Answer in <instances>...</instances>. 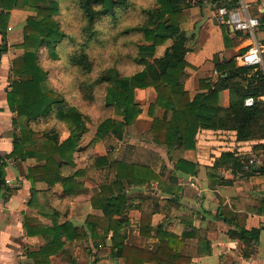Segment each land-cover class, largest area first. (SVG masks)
<instances>
[{
    "label": "crops",
    "instance_id": "0c3cea01",
    "mask_svg": "<svg viewBox=\"0 0 264 264\" xmlns=\"http://www.w3.org/2000/svg\"><path fill=\"white\" fill-rule=\"evenodd\" d=\"M245 1L251 5V13L263 21L259 38L264 45V0ZM216 13V4L210 0H204L203 5L193 2L183 10L180 20V26L187 34L186 61L189 64L184 70L183 83L191 98L204 92L200 86L202 79H217L216 57L220 61L234 59L238 64L237 56L250 43L246 35L222 23ZM17 25L15 10H11L8 33L5 38L0 33V46L8 48L0 59V166L4 167L5 180L0 186V264H35L34 254L47 244L44 233L66 222L74 223L86 238L69 241L64 237V247L49 255L50 264L88 263L87 258L72 255V250L87 241L89 251L94 254L103 248L109 251L105 259L95 256L89 264H119L118 260L111 259L112 232L105 242L96 245L87 227L89 215L100 220L104 216L102 209L92 206V197L100 192L101 184L114 182L117 173L108 166L95 167L97 172L105 171L107 179L95 184V189L88 195L87 185L83 183L84 172L77 177L80 187L70 194L64 191L61 182L33 181L31 168L45 164L46 159L27 153L25 149L11 155L15 142L31 144L33 141L24 138L28 134L23 128L15 129L17 114L11 111L8 103V91L12 89L14 79L12 63L16 58L9 48L20 38ZM238 38H244L243 43ZM166 47L158 50L156 57L162 56ZM135 93L143 94L144 106H148L146 113L142 110L137 118L138 122L145 121V125H137L134 136L129 135L128 126L123 137H117L118 148L112 153L102 145L96 146L99 156H106L110 162L147 166L160 176L159 181L145 185L129 186L125 181L128 187L123 229L125 243L156 251L161 243L158 228L179 236L188 231L191 236L186 239L182 254L191 259V264H264V168H261L264 165L249 172L241 165L247 158L263 151L255 146L261 141H239L235 131L201 128L194 147L160 143L156 141L152 124L154 118H162L166 110L156 104L157 93L153 88H138ZM146 95L150 97L148 102ZM230 97L228 89L221 91L220 105L228 107ZM152 105L154 108L150 114ZM143 114L148 115V120ZM138 151L144 153L140 159L136 157ZM224 154L229 156L214 172L216 161ZM182 160L196 165V170L179 167ZM56 196L67 198V201L73 198L72 210L58 208ZM220 211L222 218L229 221L220 218ZM144 214L151 216L149 236L141 232ZM241 227L247 230L259 228V241L230 235ZM94 228L103 232L101 225L96 224Z\"/></svg>",
    "mask_w": 264,
    "mask_h": 264
},
{
    "label": "trees",
    "instance_id": "16d2710c",
    "mask_svg": "<svg viewBox=\"0 0 264 264\" xmlns=\"http://www.w3.org/2000/svg\"><path fill=\"white\" fill-rule=\"evenodd\" d=\"M126 0H82V6L87 10L90 21L98 15L110 14L119 3ZM216 8L222 5L234 4L236 0H210ZM195 2L204 4V0H159V8L150 15V26L147 27L145 38L150 45L140 47V57L137 63L142 69L135 72L129 79H121L116 73H110L102 79L108 83L106 103L114 106L122 115L121 120L107 118L98 126V132L104 136L113 134L122 138L127 126L133 124L141 113V108L135 100L138 88H153L157 93L156 104L165 109L162 118L155 117L152 129L156 141L166 144H179L186 148L195 146L198 131L201 128L235 131L237 140H259L255 146L264 150V70L252 66H240L234 59L229 61L215 60L218 72L216 80L202 79L201 89L191 98L183 83L184 70L189 66L186 61L188 49L186 47L187 34L180 26L183 10ZM27 3L36 8V15L27 18L24 26L25 42L34 50L26 51L12 63V72L17 76L12 80V89L8 91V103L11 111L18 118L29 121L56 118L67 126L69 135L60 141L56 131L45 132V137L34 140L31 144L15 142L11 155L25 151L40 159H46L43 165L31 168L32 179L48 181L50 184L61 182L66 193H75L81 183L77 177L84 171L77 170L63 176V169L72 167L79 148V143L88 130L84 117L79 110L70 108L63 98L50 88L45 90L43 83L48 79V73L39 62V51L42 46L55 54V49L65 37L52 22L56 11V0H0V33L5 38L8 33L10 11ZM103 3V13L92 12V6ZM262 21V20H261ZM263 22V21H262ZM154 26V27H151ZM37 37V38H36ZM247 37V36H246ZM171 40L162 56L156 57L158 45ZM7 49L0 46V59ZM247 48L243 49L245 51ZM78 62L87 67L84 58ZM230 91L228 107L220 105V92ZM254 97L256 102L247 106L245 100ZM155 105V104H154ZM154 105L150 107V114ZM172 113L171 118H169ZM24 138H34V133L24 130ZM105 133V134H104ZM229 154H224L214 165V172L223 164ZM246 160L241 164L244 167ZM108 166L116 172L114 182L101 184L100 192L91 199L94 208L102 209L103 219L93 215L87 218L89 235L96 245L105 242L112 232L111 258L119 264H191V259L182 254V248L191 233L186 231L181 236L166 232L161 227L157 230L161 243L156 251H149L125 243L123 232L126 217L127 185H145L160 180V176L150 167L122 161L110 162L106 156H96L92 167ZM180 166H188L196 170V165L185 160ZM255 168V167H254ZM262 169L264 167H261ZM253 169V168H252ZM252 169L248 170L252 171ZM260 169V168H259ZM34 177V178H33ZM4 167L0 166V186L3 185ZM115 215L122 216L114 218ZM220 218L223 213L219 214ZM227 221L229 219L222 218ZM151 216L142 217V235L151 234ZM101 225L103 232L95 230V225ZM47 244L34 254L35 264H50L49 255L55 254L64 247V237L69 241H81L86 238L72 222L57 225L53 230L44 233ZM230 235L240 236L242 239L252 238L259 241L260 229L247 230L244 227L233 230Z\"/></svg>",
    "mask_w": 264,
    "mask_h": 264
},
{
    "label": "clouds",
    "instance_id": "9594fccd",
    "mask_svg": "<svg viewBox=\"0 0 264 264\" xmlns=\"http://www.w3.org/2000/svg\"><path fill=\"white\" fill-rule=\"evenodd\" d=\"M159 7V0H130V7L117 10V22L112 16L98 15L93 21L82 0H56L52 22L64 35L62 44L49 59L54 62L42 69L54 82L50 90L64 99L70 108L87 103L104 108L107 98L106 82L102 79L116 73L121 79H129L135 72L129 69L140 57V47L145 38L144 30L150 26V13ZM103 3L92 6V12L103 13ZM83 57L87 67L78 60ZM52 67L63 71L52 75Z\"/></svg>",
    "mask_w": 264,
    "mask_h": 264
},
{
    "label": "rangeland",
    "instance_id": "374dc122",
    "mask_svg": "<svg viewBox=\"0 0 264 264\" xmlns=\"http://www.w3.org/2000/svg\"><path fill=\"white\" fill-rule=\"evenodd\" d=\"M50 1V0H49ZM117 1V0H115ZM130 7V0H126L124 3H119L116 5L114 11H112L109 15L112 16V22L115 24L117 22L118 16H117V10L120 12L126 11ZM159 8V7H157ZM12 10H15V18L18 21V25L16 26V29L20 35L19 39L15 40V43L10 46L11 53L16 56L15 59L21 57L26 51L34 50L30 45L26 44L25 42V34H24V26L26 24V20L29 16L31 15H36L37 11L36 8L32 5H29L27 3H23L22 6H18L13 8ZM10 22V20H9ZM154 27V26H151ZM37 38V37H36ZM238 41L243 43L244 38H238ZM63 43V42H62ZM61 43V44H62ZM152 42L147 41L146 38L142 41V45H150ZM170 44V40L166 41L165 43L158 45L156 47L155 51V56L158 52V50H162L166 46ZM60 45V44H59ZM244 46V44H243ZM161 47V49H160ZM8 49V48H7ZM51 54V51L49 48L42 46L39 51V62L41 66L45 68H49V66L53 65L54 62L50 60L48 57ZM14 59V60H15ZM13 60V61H14ZM142 65L138 64L136 62L135 65H133L130 69L129 72H137L138 70L142 69ZM63 71V68L61 67H52V75L59 74ZM48 73V72H47ZM12 74H14L12 72ZM109 75V74H108ZM14 78H17V76L14 74ZM107 76V75H106ZM105 77V76H104ZM54 82L50 79V74L48 73V79L43 83V87L45 90L50 88V84ZM105 87H108V83L106 82ZM145 100L147 102L149 101L148 98H150L148 95L145 96ZM144 95L140 93H135V100L139 104L141 111L143 110L144 113H146L148 106L143 103ZM79 111L84 117L85 123L87 125L88 130L86 131L84 137L79 143V148L81 147L80 151L78 150L76 155H75V162L73 167L69 168H64L63 173L65 175L70 174L72 172H76L77 170H84L86 176L84 175L83 183L84 185H87V190L89 192L88 195H90V190H94L95 184H98L100 181H105L107 179V174L105 171L97 172L94 167H92V164L94 163V158L96 156H99L100 153L96 151V146L97 145H102L104 149H108L109 153H112L115 151L116 148H118V141H117V136L116 135H104L102 136L98 132V126L101 122H103L107 118H115L117 120L122 119V115L118 112V110L114 106H109L105 102L104 108L102 110L98 109L95 105L88 106L87 103H81L77 105ZM143 117H145L148 120V115L143 114ZM142 117V120H143ZM144 118V119H145ZM19 120V121H18ZM145 121H136L130 125L129 129L131 130L129 132V135L134 136L136 135L135 133V128H137V125H145ZM15 129L23 128L27 132H32L34 133L32 140H40L45 137V132L47 131H56L57 134H59V139L60 141L64 140L67 138L69 135V131L67 130L66 124H64L62 121L57 120L56 118H50V119H39V120H34V121H27L26 119H20L18 118L16 121V124H14ZM128 127V126H127ZM126 127V128H127ZM126 130V129H125ZM105 134V133H104ZM32 141V142H33ZM144 155L143 152L138 151V155L136 156L137 158H141ZM135 157V158H136ZM78 168V169H77ZM81 168V169H80ZM77 169V170H76ZM99 174V175H98ZM109 178V176H108ZM100 184V183H99ZM57 188V187H56ZM57 190V189H56ZM60 190V188L58 189ZM57 190V191H58ZM87 190H85V194H87ZM86 196V195H85ZM86 198V197H85ZM73 198L69 201H67V198H59L56 196L55 199V204L59 208H66L69 207L72 210V205H73ZM67 202L69 206L67 205ZM88 241L83 243L82 246L75 248L72 250V255H75L76 257H85L88 259V263H90V260H93L95 256L99 257L100 260L103 258H106V254L108 252L109 256V251L108 249L103 250L99 249L96 254L92 253L89 251L88 246ZM75 258V257H74ZM112 259V258H111ZM110 259V260H111ZM112 261V260H111ZM108 264V263H105Z\"/></svg>",
    "mask_w": 264,
    "mask_h": 264
},
{
    "label": "built area",
    "instance_id": "2783aa9c",
    "mask_svg": "<svg viewBox=\"0 0 264 264\" xmlns=\"http://www.w3.org/2000/svg\"><path fill=\"white\" fill-rule=\"evenodd\" d=\"M250 7L251 5L245 0H236L234 4L219 6L216 14L222 23L243 33L250 40L247 49L237 56L238 64L240 66L259 67L264 70V45L259 38V32L263 26V22L259 17L251 13ZM261 98L264 99V97ZM255 102L256 99L252 96L245 100L247 106H251ZM263 165L264 150L247 158L244 168L245 170H250Z\"/></svg>",
    "mask_w": 264,
    "mask_h": 264
}]
</instances>
